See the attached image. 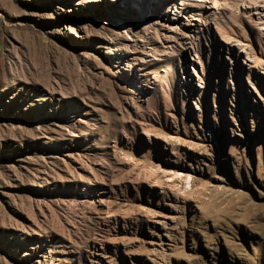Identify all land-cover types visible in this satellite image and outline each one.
Masks as SVG:
<instances>
[{"label":"rangeland","instance_id":"rangeland-1","mask_svg":"<svg viewBox=\"0 0 264 264\" xmlns=\"http://www.w3.org/2000/svg\"><path fill=\"white\" fill-rule=\"evenodd\" d=\"M0 264H264V0H0Z\"/></svg>","mask_w":264,"mask_h":264}]
</instances>
